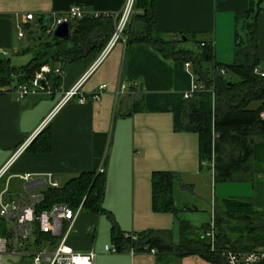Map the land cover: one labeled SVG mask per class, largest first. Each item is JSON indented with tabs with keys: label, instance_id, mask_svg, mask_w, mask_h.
<instances>
[{
	"label": "crops",
	"instance_id": "crops-1",
	"mask_svg": "<svg viewBox=\"0 0 264 264\" xmlns=\"http://www.w3.org/2000/svg\"><path fill=\"white\" fill-rule=\"evenodd\" d=\"M125 2L0 0V57H7L13 65L19 66L23 64H14V60L20 62L26 59L24 55L33 56L31 48L42 25L36 22L39 17L62 14L72 5H80L87 14H116ZM263 3L264 0L261 7ZM248 6L249 0H154V29L163 34H208L213 41L216 62L227 64L234 57V34L244 22L243 17L237 19L236 14ZM141 12L134 4L133 16ZM28 13L34 18L26 21L24 15ZM25 25L33 30L31 36L24 30ZM20 28L24 30L22 37L18 36ZM257 28L260 60L257 69L264 72L263 7L257 16ZM100 53H90L60 67L61 82L57 89H51V94H29L20 100L10 91L0 94V170L7 167L0 179V190L7 181L6 196L13 199L24 195L19 191L23 189L18 175L50 173L62 184L82 172H97L102 168L105 178L101 198L103 210L98 213L80 211L66 247L82 252L93 250L96 254L94 264H211L199 254L157 258L151 251L112 253L104 250L105 245L112 244V225L125 234L147 229L170 230L171 241L178 243L179 222L183 220L194 225L189 218H180L179 213L201 209L185 199L195 186L187 176L197 175L203 183L205 180L200 175L207 166L206 174L210 180L214 179L208 164L199 161L197 134L182 129L183 94L189 91L192 83L190 68L182 61L164 58L146 42L128 44L118 40L98 59ZM82 76L80 90L86 100L79 103L73 98L56 109L63 92ZM46 82L51 86L48 80ZM100 84L106 87L100 99L94 100L91 93ZM47 127L51 135L49 151L33 152L26 147L15 155L23 142L30 143ZM244 167L247 169V165ZM248 167L254 171L251 179L240 180L237 176L235 180L219 182L215 186L218 197L210 199V203L218 198L233 197L249 200L254 209L264 212V147ZM154 171L178 174L173 200L176 206L189 208L179 210L176 215L152 208L151 176ZM180 198L182 201H177Z\"/></svg>",
	"mask_w": 264,
	"mask_h": 264
},
{
	"label": "trees",
	"instance_id": "trees-1",
	"mask_svg": "<svg viewBox=\"0 0 264 264\" xmlns=\"http://www.w3.org/2000/svg\"><path fill=\"white\" fill-rule=\"evenodd\" d=\"M262 1L249 0L248 8L236 14L237 19L243 17L244 22L241 30L234 34V57L227 64L216 62L213 41L208 34L156 32L154 0H136L135 9L142 12L132 15V22L130 19L123 32L128 44L146 42L166 59L189 63L194 80L203 83L204 90L183 99L181 123L183 130L197 134L199 161L212 169L215 182L235 180L237 176L240 180L251 179L254 171L248 165L264 147V121L259 117L264 109V76L254 72L260 63L257 16ZM115 21L111 15L95 17L86 14L73 23V31L67 40L57 38L53 33L46 34V26L40 25L36 43L31 48L33 56L25 64L15 66L9 58L0 57V94L28 83L44 64L52 68L55 64L63 67L90 53L99 54L113 32ZM23 28L29 36L34 33L30 25ZM187 42L192 46L187 47ZM46 80L55 90L60 85L61 76L49 72ZM250 103L254 106L249 107ZM50 148L51 135L47 127L26 150L44 153ZM177 181L178 174L172 171L152 173V208L155 211L176 215L179 210L189 208L175 205L173 186ZM104 185L103 173L82 172L66 179L59 188H44L43 199L37 204L36 211L48 209L56 202L67 203L76 210L82 202L81 211L101 212ZM208 225L206 222L195 227L181 220L178 243L171 241L170 230L147 229L137 234H125L112 225L110 242L116 252L154 250L157 258L199 254L211 264H225L221 254L225 246L248 252L264 244V212L254 209L249 200L228 197L215 201L216 245L213 250L204 235ZM6 234V222L0 217V235ZM47 237L42 235L41 238Z\"/></svg>",
	"mask_w": 264,
	"mask_h": 264
},
{
	"label": "built area",
	"instance_id": "built-area-1",
	"mask_svg": "<svg viewBox=\"0 0 264 264\" xmlns=\"http://www.w3.org/2000/svg\"><path fill=\"white\" fill-rule=\"evenodd\" d=\"M134 4L135 0H126L122 10L116 14L100 12L88 14L95 17L99 15H111L116 19L113 32L98 59H101L116 41H126L123 32L134 13ZM86 14L80 5H72L62 14H52L50 16V23L45 28V33H53L56 26L64 21L69 22L71 26V24ZM33 18L34 16L31 13L24 15L26 21ZM23 35L24 30L20 28L18 36L22 37ZM185 65L188 68L190 66L189 63H185ZM49 72L57 75L62 74L60 66L52 68L48 64H44L28 83L17 85L10 90V93L17 100L29 94H51L52 90L46 82V74ZM254 72L264 76V72L259 71L257 68L254 69ZM220 73L224 74V70L220 69ZM84 76L70 89L63 92L62 97L56 105V109L73 98L79 103H83L86 100V96L80 90ZM41 80L43 83H41ZM105 87V84H100L91 93V98L99 100ZM204 89L203 83L196 82L192 75L191 87L189 91L183 94V97H190L194 92ZM118 92L116 91V93ZM259 117L264 121V109L260 111ZM28 144V140L23 142L16 149L15 155L24 150ZM6 170V166L0 170V179ZM97 172L103 173V169L99 168ZM17 177L22 181L24 195L13 199L7 198V181H5L4 188L0 190V217L5 220L7 225V234L0 235V264L6 257L20 258V262L26 264H94L96 254L93 250L82 252L66 247L67 237L72 230L76 216L81 211L82 202L76 210H73L67 203L56 202L51 204L48 209L36 211L37 204L43 199V189L47 187L59 188L61 184L50 173L42 176L26 173ZM209 214L210 221L204 235L208 238L210 248L213 250L216 245L214 201L209 205ZM42 235H48V237L41 238ZM104 250L106 252H116L113 244L105 245ZM151 252L154 253V250H151ZM221 254L225 264H264V244L248 252L234 250L229 246H225Z\"/></svg>",
	"mask_w": 264,
	"mask_h": 264
},
{
	"label": "rangeland",
	"instance_id": "rangeland-1",
	"mask_svg": "<svg viewBox=\"0 0 264 264\" xmlns=\"http://www.w3.org/2000/svg\"><path fill=\"white\" fill-rule=\"evenodd\" d=\"M262 7L264 8V3L262 5ZM70 27H71L70 31L72 33L73 28H74L73 24H71ZM239 30H241V27L239 28ZM33 43L35 44L36 40ZM186 46L191 47L192 43L187 42ZM24 56L26 57L25 60H21V61L19 60L20 62H17L18 60L16 59V60H14L13 63L14 64H21V63L25 64L30 59L31 55L27 54ZM25 57H23L22 59H24ZM252 106H254V103H250L249 107H252ZM205 164L207 165V163H205ZM204 168L205 169H203V171H202V176L200 175V177H203L205 182H203V183L200 182L199 176L194 175V174H191V175L187 176V178H186V179L194 182L195 186L190 189V192H189L190 195H189V197H187L185 199L188 200L190 205H191V202L194 204L195 203L198 204V206L201 209H199L198 211H187V212L182 211L179 213L180 218H184V217L189 218L195 227H199L203 223L210 221V214H209L210 199L212 200V198L218 197L217 195H215V186L220 184L219 182L214 183V181L212 179L210 180L209 175L206 174L207 173V169H206L207 166H205ZM15 187H19V184H15ZM19 191H21V193H23L22 190H19ZM183 195L186 196L187 194L184 192ZM218 199L220 200V198H218ZM179 200H181V198L178 199L177 201H179ZM177 201H176V203H177ZM176 229H177V225H176ZM20 261H21V259L17 258V257H12V258L6 257L3 259V262L1 264H26V263H23Z\"/></svg>",
	"mask_w": 264,
	"mask_h": 264
},
{
	"label": "water",
	"instance_id": "water-1",
	"mask_svg": "<svg viewBox=\"0 0 264 264\" xmlns=\"http://www.w3.org/2000/svg\"><path fill=\"white\" fill-rule=\"evenodd\" d=\"M50 20H51V18L49 16H46V17L37 18L36 22L38 24H42L44 26H47L50 23ZM70 29H71V27H70L69 22L64 21L61 24L56 26V28L53 31V36L60 38V39L67 40V39H69V37L71 35ZM41 83H43L42 80H41Z\"/></svg>",
	"mask_w": 264,
	"mask_h": 264
}]
</instances>
